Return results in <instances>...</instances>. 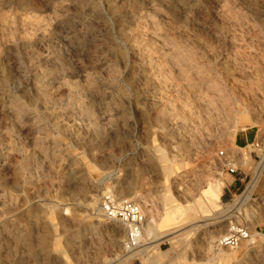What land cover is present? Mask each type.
Segmentation results:
<instances>
[{
    "label": "rangeland",
    "instance_id": "1",
    "mask_svg": "<svg viewBox=\"0 0 264 264\" xmlns=\"http://www.w3.org/2000/svg\"><path fill=\"white\" fill-rule=\"evenodd\" d=\"M246 131L264 0H0V264H264ZM227 163L248 175L229 202ZM106 193L143 204L135 252ZM234 224L251 239L219 247Z\"/></svg>",
    "mask_w": 264,
    "mask_h": 264
},
{
    "label": "built area",
    "instance_id": "2",
    "mask_svg": "<svg viewBox=\"0 0 264 264\" xmlns=\"http://www.w3.org/2000/svg\"><path fill=\"white\" fill-rule=\"evenodd\" d=\"M253 147L251 156L258 159L260 163L264 159V138H257L250 145ZM224 156L223 151L220 152ZM232 162V161H231ZM228 166V173L234 175L238 169L231 163ZM100 210L103 220L107 223H120L125 226L126 232L123 240V246L126 253L135 252L144 243V232L147 217L142 207L134 201L116 199L113 194L106 193L101 198ZM251 239V232L242 225H231L228 233L219 237L217 244L219 247L236 249L244 241Z\"/></svg>",
    "mask_w": 264,
    "mask_h": 264
},
{
    "label": "crops",
    "instance_id": "3",
    "mask_svg": "<svg viewBox=\"0 0 264 264\" xmlns=\"http://www.w3.org/2000/svg\"><path fill=\"white\" fill-rule=\"evenodd\" d=\"M256 137L257 136H255V134H252L251 132L246 131L245 133L239 134V136L236 139V144L240 148L246 147L248 144L253 143ZM263 174H264V170L261 176ZM229 175L231 176V180L227 181L225 189L223 188L224 193L222 195L223 200L227 202L231 201L232 196L242 189L243 184L244 182H246L247 177H248L247 173H245L244 171H240L234 175H231V174Z\"/></svg>",
    "mask_w": 264,
    "mask_h": 264
},
{
    "label": "bare ground",
    "instance_id": "4",
    "mask_svg": "<svg viewBox=\"0 0 264 264\" xmlns=\"http://www.w3.org/2000/svg\"><path fill=\"white\" fill-rule=\"evenodd\" d=\"M263 164H264V162L261 163V165H260V166L257 168V170H256L257 177H258L259 174H261L260 171H261V167L264 166ZM217 187H218V185H217L215 188H217ZM215 188H213V190H214ZM217 190H218V189H216V191H217ZM210 191H211V190H210ZM208 193H209V192H208ZM216 194H217V193H216ZM210 198H211V197H210ZM241 204H242V203H241ZM139 205H140L141 207H143V204H142V203H139ZM173 233H174V232H173ZM170 234H171V233H170ZM166 235H167V234H166ZM168 235H169V234H168ZM168 235H167V236H168Z\"/></svg>",
    "mask_w": 264,
    "mask_h": 264
}]
</instances>
